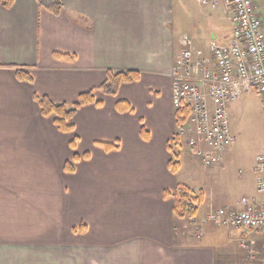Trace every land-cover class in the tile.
Segmentation results:
<instances>
[{"label": "crops", "instance_id": "crops-1", "mask_svg": "<svg viewBox=\"0 0 264 264\" xmlns=\"http://www.w3.org/2000/svg\"><path fill=\"white\" fill-rule=\"evenodd\" d=\"M53 3L58 14L47 9ZM230 29V9L194 0H0V264H264V231L201 223L197 237L164 195L187 186L180 162L175 173L168 166L181 39L211 63V41H226ZM120 71L139 78L115 95L95 89L99 104L76 111L73 133L59 132L34 99L71 103ZM237 90L227 108L234 141L209 173L217 187L190 188L202 192L198 222L243 197L264 205L252 172L264 147L262 102ZM74 153L88 157L67 171Z\"/></svg>", "mask_w": 264, "mask_h": 264}, {"label": "built area", "instance_id": "built-area-1", "mask_svg": "<svg viewBox=\"0 0 264 264\" xmlns=\"http://www.w3.org/2000/svg\"><path fill=\"white\" fill-rule=\"evenodd\" d=\"M194 1L231 11L226 41L210 43L211 63L195 51L188 36H183L182 49L170 72L174 110H189L184 123L176 126L175 136L210 166L234 141L227 108L237 98L239 85L256 91L264 116V31L255 0ZM170 143H174L173 138ZM252 172L257 174V193L264 195V147L255 157ZM201 223L264 231V205L257 204L256 198L243 197L239 207H219L201 222L192 219V233L197 237L202 234Z\"/></svg>", "mask_w": 264, "mask_h": 264}, {"label": "trees", "instance_id": "trees-1", "mask_svg": "<svg viewBox=\"0 0 264 264\" xmlns=\"http://www.w3.org/2000/svg\"><path fill=\"white\" fill-rule=\"evenodd\" d=\"M1 2L3 6L6 7L11 4L12 0H1ZM47 9H49L54 14H58L61 10V3L50 4L47 6ZM59 56L62 55L60 54ZM16 74L19 80L28 82L32 80L29 72L23 69H17ZM138 78L139 73L137 71H120L115 73L108 72L106 79L97 88L89 89L85 92L80 93L77 98L71 103L55 102L45 95L40 96L36 94L34 95V99L39 106L41 115L44 117H50L59 132L73 133L74 126L71 122V119L73 118L76 111L80 107L90 103L99 104V102L95 101L94 98L93 92L95 89H98L105 94L115 95L121 84L137 81ZM117 107L121 111L131 110V107L124 102H118ZM188 114V109L176 110L174 113L175 125L178 126L184 123V121L188 117ZM76 139V136H73L70 141V146L73 149ZM173 142L175 143V145L180 144V141L175 135L173 136ZM174 143L171 145L169 144V150L173 158L169 160L168 166L169 170L172 173L177 172L179 169L178 154H176L173 150ZM99 144H101V146H103L105 150H111L117 147V145L110 143ZM81 157H88V154L84 153L82 154V156H80L77 153H74L72 159L65 163V170L72 171L74 169V162H76ZM164 195L171 196L174 200L173 214L177 218L186 220H192L197 216L198 208L203 200L202 192L195 194L189 187L185 185H177L172 192H165Z\"/></svg>", "mask_w": 264, "mask_h": 264}, {"label": "rangeland", "instance_id": "rangeland-1", "mask_svg": "<svg viewBox=\"0 0 264 264\" xmlns=\"http://www.w3.org/2000/svg\"><path fill=\"white\" fill-rule=\"evenodd\" d=\"M261 4H258L260 7L261 15H264V0L262 2L258 1ZM252 98H250V102L253 105L255 99L258 98V95L254 92L252 93ZM253 123V122H252ZM231 124V122H230ZM229 124V125H230ZM255 126H258V122L256 121ZM262 133H260V138ZM244 138V137H243ZM175 149V150H174ZM173 150L176 154L179 155V162L181 164L180 173L178 174V179L184 182L187 187L193 190H212L217 187V176L209 173H213L217 170L218 163L215 162L210 166H206L204 161L195 155L193 151H190L184 145V140L180 141L179 145L173 146Z\"/></svg>", "mask_w": 264, "mask_h": 264}]
</instances>
